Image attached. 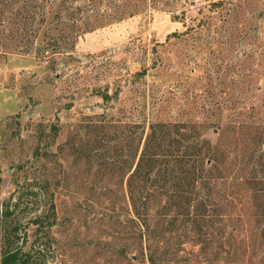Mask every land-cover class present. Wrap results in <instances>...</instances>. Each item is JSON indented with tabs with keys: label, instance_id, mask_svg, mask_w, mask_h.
<instances>
[{
	"label": "rangeland",
	"instance_id": "rangeland-1",
	"mask_svg": "<svg viewBox=\"0 0 264 264\" xmlns=\"http://www.w3.org/2000/svg\"><path fill=\"white\" fill-rule=\"evenodd\" d=\"M156 122L230 147L225 220L187 204L162 222L156 188L143 236L127 180ZM258 123L264 0H0V202L26 221L53 199L47 264H264Z\"/></svg>",
	"mask_w": 264,
	"mask_h": 264
},
{
	"label": "trees",
	"instance_id": "trees-1",
	"mask_svg": "<svg viewBox=\"0 0 264 264\" xmlns=\"http://www.w3.org/2000/svg\"><path fill=\"white\" fill-rule=\"evenodd\" d=\"M95 91L105 101L111 99L108 90ZM258 125L264 127L263 123ZM183 128L186 127L179 123H151L139 158L134 164L136 154L130 167L127 180L129 197L141 219L139 223L143 236L144 229L147 228L146 233L148 230L151 232L150 223L154 221L150 207L154 202L152 190L156 188H166L162 190V194H166L168 189L172 191L171 204L168 206L161 204L166 211L161 213L164 217L160 218L162 222L167 220V215H171L169 223H172L180 218V214L184 216L190 214L189 209L185 211L187 204H195L205 220H225L226 206L233 203L232 195L226 193V190H220L235 187L232 178L230 179L232 168L230 147L226 152L221 150L220 145L213 147L209 142L201 141L197 137L184 145L181 143L182 138H179L180 135L184 137L181 131ZM145 131L146 128L143 132ZM258 134L259 142L264 143V132ZM157 138L162 143L158 146L159 150L153 152L152 144ZM205 154L209 156L204 157ZM263 156L264 149L259 150V158ZM256 173L255 180L261 185L264 184V166H259ZM136 180L140 189H151L145 196L140 190L141 195L137 199L133 196V185ZM19 208V203L11 204L9 200L0 202V264H47L46 254L49 246L41 237L39 238V232L53 225L58 218L56 203L51 199L47 213L38 214L26 221L20 217ZM171 211L176 213L171 214ZM219 211H223L222 214ZM160 220H156L155 223L159 224ZM148 260L150 264H158V257L154 251L151 250L148 254Z\"/></svg>",
	"mask_w": 264,
	"mask_h": 264
}]
</instances>
